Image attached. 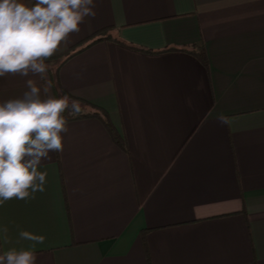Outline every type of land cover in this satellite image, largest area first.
Wrapping results in <instances>:
<instances>
[{
    "label": "crops",
    "instance_id": "crops-1",
    "mask_svg": "<svg viewBox=\"0 0 264 264\" xmlns=\"http://www.w3.org/2000/svg\"><path fill=\"white\" fill-rule=\"evenodd\" d=\"M94 4L95 17L49 58L103 28L110 39L45 61L46 79L0 77V102L22 98L29 79L42 98L46 84L54 96L53 82L58 95L105 110L128 152L99 120L68 121L63 151L38 166L45 190L0 203V255L33 251L36 264H264V0ZM199 40L206 66L166 50Z\"/></svg>",
    "mask_w": 264,
    "mask_h": 264
},
{
    "label": "clouds",
    "instance_id": "clouds-1",
    "mask_svg": "<svg viewBox=\"0 0 264 264\" xmlns=\"http://www.w3.org/2000/svg\"><path fill=\"white\" fill-rule=\"evenodd\" d=\"M94 8V0L30 4L0 0V77L31 73L46 79L50 65L45 61L70 34L80 31L85 18L95 17ZM26 83L28 91L22 98L0 102V203L13 198L26 201L45 190L47 173L38 171V166L51 159L50 153L63 151L61 134L68 132V117L83 113L79 100L48 95L47 84L42 98L33 80ZM20 237L35 243L45 239L27 231H21ZM36 260V254L27 250L0 255V264H36Z\"/></svg>",
    "mask_w": 264,
    "mask_h": 264
},
{
    "label": "trees",
    "instance_id": "trees-1",
    "mask_svg": "<svg viewBox=\"0 0 264 264\" xmlns=\"http://www.w3.org/2000/svg\"><path fill=\"white\" fill-rule=\"evenodd\" d=\"M21 2L26 3V4H30V3H34L35 0H21ZM106 30H107V28H103V29H100V30L93 32L87 38H85L83 41L71 46L66 51H64L62 54H60L56 57H53V58H49L46 61H52L55 59H62L61 61H64V60L68 59L69 57H71L72 55L76 54L77 52L82 51L85 48L91 46L95 42L110 39L109 37L104 36ZM112 40L119 42L120 44H125L118 39H112ZM166 50H180V51L188 52V53L192 54L193 56H195L203 65L206 66V64H207V58H206V54H205V50H204V45H203V42L201 40H199L197 43H195L194 45H191L187 48H169ZM51 78H52V76H51ZM52 83L53 82H51V87H52V91H53L54 96L59 97L62 95H67V93L63 90L61 91V94L58 95L57 91L60 87L56 88L52 85ZM60 90H61V88H60ZM68 96H70V95H68ZM70 97L72 99H77L81 102V104L83 106V113L81 115L75 117V118L69 116L68 121L79 119V118H87V117L88 118H95V119L99 120L102 123V125L105 127L107 132L109 133L114 144L117 145L124 152H126V153L128 152L125 140L122 137H120V135L116 132L115 128L112 126L111 122L109 121L108 114L105 110H103L102 108L97 107V106H95V105H93L87 101H84V100H81L78 98H74L72 96H70ZM65 115H67V113H65ZM144 234H145L144 231L141 232V238L143 240V243H144Z\"/></svg>",
    "mask_w": 264,
    "mask_h": 264
}]
</instances>
